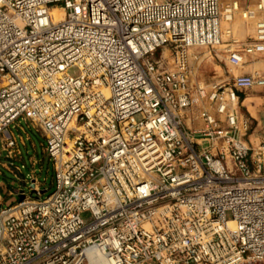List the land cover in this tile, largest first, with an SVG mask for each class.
<instances>
[{
  "label": "built area",
  "instance_id": "2783aa9c",
  "mask_svg": "<svg viewBox=\"0 0 264 264\" xmlns=\"http://www.w3.org/2000/svg\"><path fill=\"white\" fill-rule=\"evenodd\" d=\"M245 12L255 34L231 49L220 0H0V158L22 120L52 166L48 189L32 178L0 204V264H95L92 247L110 264H264V140L201 111L197 148L182 123L204 96L190 47L226 43L233 64L264 51V0ZM255 84L239 75L209 98L225 113Z\"/></svg>",
  "mask_w": 264,
  "mask_h": 264
},
{
  "label": "crops",
  "instance_id": "0c3cea01",
  "mask_svg": "<svg viewBox=\"0 0 264 264\" xmlns=\"http://www.w3.org/2000/svg\"><path fill=\"white\" fill-rule=\"evenodd\" d=\"M226 43L220 45L217 52L210 58L202 59L197 52L191 55L189 62L190 77L189 83L195 89H203L204 96H195L193 104L183 111L182 123L184 128L192 133V139L197 143V148L209 147V139L199 130L204 128V119L200 116L201 111H205L215 116L218 120L216 126L227 129L229 125L225 114L232 113L237 117V131H229V134L242 136L245 142L256 143L264 140V85L255 84L247 90L237 92L238 99L235 105L228 106L225 113H218L216 103L209 98L212 93V85L220 84L228 86L237 75L244 74H264V51L256 52L253 55L243 54L242 62L233 64L228 59V52L224 49ZM231 49L239 47L237 44H230ZM200 60V62H198ZM203 64H200L202 63ZM245 121L243 126L242 121ZM219 140V137H214ZM212 152H217L212 148ZM2 197H0L1 199ZM2 200H0L1 204Z\"/></svg>",
  "mask_w": 264,
  "mask_h": 264
},
{
  "label": "rangeland",
  "instance_id": "374dc122",
  "mask_svg": "<svg viewBox=\"0 0 264 264\" xmlns=\"http://www.w3.org/2000/svg\"><path fill=\"white\" fill-rule=\"evenodd\" d=\"M233 1L237 2L238 9L231 7ZM257 1L220 0V24L223 40L238 45L239 42L254 36L256 23L260 19L259 13L255 12L251 18L246 20L241 18L240 13L242 11L252 10ZM226 9L230 10L226 11ZM226 14L230 15V19L226 18ZM226 30L229 31L226 32ZM218 48L220 46H217L213 50L206 47H191L187 51L188 59H190L194 52H197L202 59L210 58L211 55L215 57L214 52H217ZM163 51V55L169 60V52L166 49ZM255 53L246 54L253 55ZM203 62L205 61L203 60L200 64H203ZM8 134L15 137L16 149L10 156H5L3 152V156L0 158V197H2L0 200H2V206H8L16 202L18 199L17 189L23 186L25 190H28L31 186L32 178H35L36 182L41 186V189H48L52 179V166L47 159L43 146L44 142L39 133L21 120L17 125L12 124L9 127ZM47 192H44V194Z\"/></svg>",
  "mask_w": 264,
  "mask_h": 264
},
{
  "label": "bare ground",
  "instance_id": "6f19581e",
  "mask_svg": "<svg viewBox=\"0 0 264 264\" xmlns=\"http://www.w3.org/2000/svg\"><path fill=\"white\" fill-rule=\"evenodd\" d=\"M232 6L236 9H238V5L237 2H232ZM226 11H228V9H226ZM52 13L54 14V19L53 21H58L62 18L63 16V11L60 9H53ZM226 18L230 19V15L226 14L225 15ZM240 16L243 20L249 19L252 17L251 12H245L242 11L240 13ZM229 30H226V32H228ZM191 48V47H190ZM86 255L88 258L95 260V264H110L99 252V250H97L95 247H92L90 249L87 250Z\"/></svg>",
  "mask_w": 264,
  "mask_h": 264
}]
</instances>
